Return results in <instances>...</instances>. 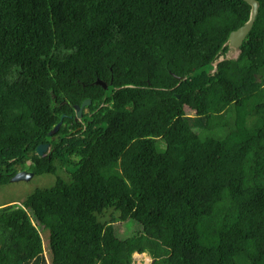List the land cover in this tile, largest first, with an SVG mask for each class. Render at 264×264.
Listing matches in <instances>:
<instances>
[{
  "label": "trees",
  "instance_id": "1",
  "mask_svg": "<svg viewBox=\"0 0 264 264\" xmlns=\"http://www.w3.org/2000/svg\"><path fill=\"white\" fill-rule=\"evenodd\" d=\"M255 1L237 58L215 64L249 20L243 0H0V186L52 178L0 205V264H131L134 249L149 264H264Z\"/></svg>",
  "mask_w": 264,
  "mask_h": 264
},
{
  "label": "rangeland",
  "instance_id": "2",
  "mask_svg": "<svg viewBox=\"0 0 264 264\" xmlns=\"http://www.w3.org/2000/svg\"><path fill=\"white\" fill-rule=\"evenodd\" d=\"M239 51L235 49L234 47H229L224 56H221L218 58V60L215 62H219L222 59H236L238 56ZM86 111L85 109L83 110ZM162 148V147H160ZM52 181L51 177H45V178H37V177H31L28 181H17V182H10L7 183L4 186H0V205L8 202L13 201H19L23 200L29 193L32 192L33 189L37 188L38 186L47 185ZM37 186V187H36ZM105 220H110V215L106 213ZM127 224V227L121 231L122 235L119 238H125L127 234L131 232L133 229L134 223L130 221L125 222ZM115 226L117 229H122L123 224L121 222L115 223ZM115 229V228H114ZM42 243L44 246V252L43 256L44 258L48 259V251L46 249L47 239L46 236L42 233ZM135 251L131 254V264H148L152 260V256L150 253L146 251H140L136 252L137 249H134Z\"/></svg>",
  "mask_w": 264,
  "mask_h": 264
},
{
  "label": "water",
  "instance_id": "3",
  "mask_svg": "<svg viewBox=\"0 0 264 264\" xmlns=\"http://www.w3.org/2000/svg\"><path fill=\"white\" fill-rule=\"evenodd\" d=\"M243 1L246 2L248 5H250L251 12H250L249 20L244 25L239 27L238 29L232 31L228 36V41H227L228 46L234 47L235 49H239L242 42L245 40V37L248 34V32L250 31V29L253 25V22L255 20V17L257 15V11H258L257 2L255 0H243ZM94 84L103 87V89L107 88L106 83H104L103 81H101L99 79H96ZM89 104H90V100L85 99L81 103V105H74L73 106L74 112H75L74 120H77L78 118H80L82 116V112H83L84 107L88 106ZM63 118H64V115H61L58 123L52 128L51 131H49L50 135L57 132V130L59 129V127L62 124ZM46 149H47V144H40L36 147V154L39 156H43V154L46 152ZM32 176H33V174L31 172L20 171V172L16 173L12 178H10V182H17V181H21V180L28 181Z\"/></svg>",
  "mask_w": 264,
  "mask_h": 264
},
{
  "label": "flooded vegetation",
  "instance_id": "4",
  "mask_svg": "<svg viewBox=\"0 0 264 264\" xmlns=\"http://www.w3.org/2000/svg\"><path fill=\"white\" fill-rule=\"evenodd\" d=\"M48 149H49V146L47 145V149H46V151H48Z\"/></svg>",
  "mask_w": 264,
  "mask_h": 264
},
{
  "label": "clouds",
  "instance_id": "5",
  "mask_svg": "<svg viewBox=\"0 0 264 264\" xmlns=\"http://www.w3.org/2000/svg\"><path fill=\"white\" fill-rule=\"evenodd\" d=\"M237 50H238V49H237ZM45 259H46V258H45ZM46 261H47V259H46ZM150 262H151V261H150ZM150 262H149V263H150ZM149 263H148V264H149Z\"/></svg>",
  "mask_w": 264,
  "mask_h": 264
}]
</instances>
